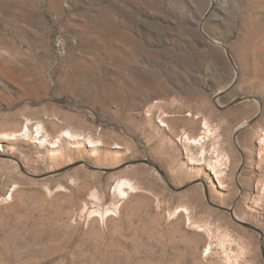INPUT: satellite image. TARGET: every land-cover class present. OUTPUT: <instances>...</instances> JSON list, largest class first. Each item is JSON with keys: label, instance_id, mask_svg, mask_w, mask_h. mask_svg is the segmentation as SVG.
<instances>
[{"label": "rangeland", "instance_id": "374dc122", "mask_svg": "<svg viewBox=\"0 0 264 264\" xmlns=\"http://www.w3.org/2000/svg\"><path fill=\"white\" fill-rule=\"evenodd\" d=\"M256 1L0 0V264H264Z\"/></svg>", "mask_w": 264, "mask_h": 264}, {"label": "bare ground", "instance_id": "6f19581e", "mask_svg": "<svg viewBox=\"0 0 264 264\" xmlns=\"http://www.w3.org/2000/svg\"><path fill=\"white\" fill-rule=\"evenodd\" d=\"M255 4V8H258V9H261V8H264V3L263 1H259L257 0L256 2H254ZM241 43H238L239 45H237V49L238 50V56L240 57V61H241V65L243 67V72L246 73L245 76L247 77V74L250 73V69L252 68V66H255L256 65H259V60H257L255 57H254V52L256 50H261L264 52V50L257 45V42L255 43H251L250 41L248 40H241L240 41ZM260 54V53H259ZM260 55H263V54H260ZM259 55V57H260ZM257 56V55H256ZM262 60V59H261ZM261 65V64H260ZM241 67V68H242ZM259 67V66H258ZM243 73V74H244ZM250 75V74H249ZM62 77V76H61ZM63 78V77H62ZM243 78V77H242ZM249 78V76H248ZM247 78V79H248ZM250 80V79H249ZM246 81V80H245ZM256 83H257V80H255ZM252 80V82H255ZM259 83V82H258ZM253 85V84H252ZM258 85V84H257ZM9 118L11 119H14L15 117L13 116V114L9 115L8 116ZM28 122L26 121V123L23 125V128L22 130L24 131V133L28 132ZM264 130H261V137L259 139V143H260V146H259V150H260V157H261V160H264V133H263ZM1 138V136H0ZM188 139L189 142H192V141H195V139H192L190 140V138L186 137ZM245 143H249L251 144L252 143V140L251 138L248 139V136H246L245 138Z\"/></svg>", "mask_w": 264, "mask_h": 264}, {"label": "water", "instance_id": "95a60500", "mask_svg": "<svg viewBox=\"0 0 264 264\" xmlns=\"http://www.w3.org/2000/svg\"><path fill=\"white\" fill-rule=\"evenodd\" d=\"M237 221H238L240 224H242L243 226H247V227H249V228H251V229H253V230H255V231L261 233V231H260L256 226H254L253 224H250V223H248V222H244V221H241V220H237Z\"/></svg>", "mask_w": 264, "mask_h": 264}]
</instances>
